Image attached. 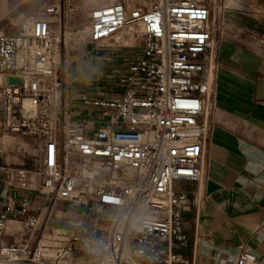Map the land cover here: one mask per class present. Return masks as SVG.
I'll return each instance as SVG.
<instances>
[{
    "label": "built area",
    "instance_id": "obj_1",
    "mask_svg": "<svg viewBox=\"0 0 264 264\" xmlns=\"http://www.w3.org/2000/svg\"><path fill=\"white\" fill-rule=\"evenodd\" d=\"M217 1L114 0L68 37L51 34L60 5L46 4L0 33V132L35 137L40 153L33 169L0 156V264H193L184 252L197 205L176 184L200 177ZM123 27H140L143 41L119 91L81 96L93 128L65 120L60 75L71 49ZM59 202L81 208L75 226L50 225ZM9 220L20 228L8 233ZM227 264H264V253L240 250Z\"/></svg>",
    "mask_w": 264,
    "mask_h": 264
},
{
    "label": "crops",
    "instance_id": "obj_2",
    "mask_svg": "<svg viewBox=\"0 0 264 264\" xmlns=\"http://www.w3.org/2000/svg\"><path fill=\"white\" fill-rule=\"evenodd\" d=\"M240 2L236 14L223 12L225 32L216 42L212 90L203 116L200 177L176 184L190 191L197 205L188 218L184 252L193 264H227L240 250L264 253V0ZM21 17L18 0H0V33L10 32ZM230 22L235 25L230 27ZM142 41L136 36L75 45L69 70L60 75L62 117L93 128L94 110L81 96L106 97L119 91L116 78ZM0 143L4 160L2 137ZM3 190L0 173V195ZM52 214L70 228L81 219V211L65 202L57 203ZM16 223L8 221V233Z\"/></svg>",
    "mask_w": 264,
    "mask_h": 264
},
{
    "label": "rangeland",
    "instance_id": "obj_3",
    "mask_svg": "<svg viewBox=\"0 0 264 264\" xmlns=\"http://www.w3.org/2000/svg\"><path fill=\"white\" fill-rule=\"evenodd\" d=\"M113 1L114 0H18L19 15L27 16L39 14L43 11L44 5L46 4L60 5V22H58L57 14L49 16L51 20H53L50 25V32L54 36L65 34L68 37L72 29L83 27L85 25L91 9ZM239 1L241 0H218L216 2L215 11L211 14L214 40L220 37L222 32H225L224 22L226 21H223V12L236 14L235 12L242 6ZM246 6L247 5H244V7ZM218 9H220V22H218L217 16ZM225 9L226 11H224ZM228 25L233 27L235 24L230 22ZM121 29L131 30L130 27H123ZM86 42L87 40L83 43ZM70 43H73V41L70 40ZM0 137H2L4 144L3 158L6 162L17 164L27 169H33L35 167V162L40 155L38 149L39 142L35 137L28 135L23 136L11 132H0ZM30 195L35 196L37 194L31 192ZM75 209H78L79 211L81 208L76 207ZM49 223L52 226H60L67 229L70 228L67 227L65 222L55 217L50 218ZM19 228L20 226L17 222L14 229L11 228V226L9 227V231Z\"/></svg>",
    "mask_w": 264,
    "mask_h": 264
},
{
    "label": "bare ground",
    "instance_id": "obj_4",
    "mask_svg": "<svg viewBox=\"0 0 264 264\" xmlns=\"http://www.w3.org/2000/svg\"><path fill=\"white\" fill-rule=\"evenodd\" d=\"M131 30H126V29H120L110 35L108 38L110 40H115L117 38H121L122 40H127L130 38L138 37L140 35V27H130ZM86 29H84V32Z\"/></svg>",
    "mask_w": 264,
    "mask_h": 264
},
{
    "label": "water",
    "instance_id": "obj_5",
    "mask_svg": "<svg viewBox=\"0 0 264 264\" xmlns=\"http://www.w3.org/2000/svg\"><path fill=\"white\" fill-rule=\"evenodd\" d=\"M8 80L9 81H17V82H20V79H18V78H9Z\"/></svg>",
    "mask_w": 264,
    "mask_h": 264
}]
</instances>
